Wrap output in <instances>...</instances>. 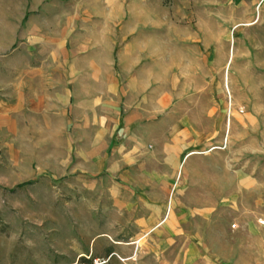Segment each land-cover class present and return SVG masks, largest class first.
I'll list each match as a JSON object with an SVG mask.
<instances>
[{
	"label": "rangeland",
	"instance_id": "374dc122",
	"mask_svg": "<svg viewBox=\"0 0 264 264\" xmlns=\"http://www.w3.org/2000/svg\"><path fill=\"white\" fill-rule=\"evenodd\" d=\"M30 67L59 109H0V264L264 263V0H0V102ZM175 124L200 135L167 186L102 169Z\"/></svg>",
	"mask_w": 264,
	"mask_h": 264
},
{
	"label": "crops",
	"instance_id": "0c3cea01",
	"mask_svg": "<svg viewBox=\"0 0 264 264\" xmlns=\"http://www.w3.org/2000/svg\"><path fill=\"white\" fill-rule=\"evenodd\" d=\"M25 83L28 80V86H24V89L31 88L29 84L34 81L35 86L33 87L31 95L27 96L26 93L24 95L21 93L19 99L16 103H12L8 100H2L0 102V109L5 112L6 119L10 120L11 107L16 109H26V113L34 114L35 116H40L43 106L50 108V110L58 111L59 109V91L58 89L51 92L50 95L45 96L46 101H44V97H42V86L38 85L37 82H41L38 79H41L38 76V69L30 67L26 68V76ZM149 82V81H148ZM147 85V90L145 92L146 95V113L137 111V113L133 114V118L130 122L128 119L124 122L123 132H128L132 130L133 132H139L144 129L150 131V88ZM22 86H20L21 89ZM144 93V92H142ZM33 112V113H32ZM22 114L21 112L19 113ZM176 125V124H175ZM171 127V134L168 140L164 144H161V147H164L162 150L157 149L153 155L150 154H139V152H143L146 146V142L143 135H135V140L131 141H122L123 144H118L120 147H130L131 153L128 151H123L121 155L113 157L108 160L109 150L106 153V159L102 164V169L118 173L122 177H126L130 171L135 173H140L144 175L146 179V184L150 188V176L155 178V183L159 186L165 185L164 178H172L176 171L180 168V165H183L185 162L189 161L194 155V151H187L188 148L196 144L197 137L200 133H197V127H192L191 124H186L183 128H179V125ZM119 125L116 126L118 128ZM201 131V128L198 127V132ZM140 137V138H138ZM144 137V136H143ZM148 138V136L146 137ZM127 152V153H125ZM164 153V154H163ZM184 154V155H183ZM182 161V162H181ZM130 165V166H127ZM166 173V174H165ZM170 208L169 204H166L164 207H158V212L156 214L147 213L145 217L139 218L137 225L146 226L147 228H152L160 225L162 221L167 219L166 214ZM150 210V206L148 207ZM163 209L165 210V215H163ZM163 219L161 220V218ZM150 232V229L148 230ZM142 238V237H139ZM114 250H111L112 253ZM262 257L264 259V252H262ZM264 264V263H263Z\"/></svg>",
	"mask_w": 264,
	"mask_h": 264
},
{
	"label": "built area",
	"instance_id": "2783aa9c",
	"mask_svg": "<svg viewBox=\"0 0 264 264\" xmlns=\"http://www.w3.org/2000/svg\"><path fill=\"white\" fill-rule=\"evenodd\" d=\"M258 221L261 225H264V219L260 218ZM106 260L107 259H103V258H93L88 263H83V264H103L105 263Z\"/></svg>",
	"mask_w": 264,
	"mask_h": 264
},
{
	"label": "bare ground",
	"instance_id": "6f19581e",
	"mask_svg": "<svg viewBox=\"0 0 264 264\" xmlns=\"http://www.w3.org/2000/svg\"><path fill=\"white\" fill-rule=\"evenodd\" d=\"M227 78H228V77L224 78V80H225V81H224V83H225L224 85H226V86H228V85H227V84H228V79H227ZM227 90H228V89H227ZM228 92H229V91H228Z\"/></svg>",
	"mask_w": 264,
	"mask_h": 264
}]
</instances>
